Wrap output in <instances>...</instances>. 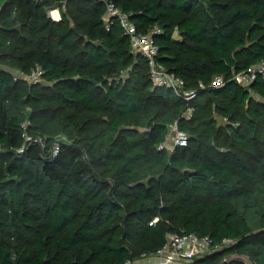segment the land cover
<instances>
[{
    "label": "trees",
    "instance_id": "obj_1",
    "mask_svg": "<svg viewBox=\"0 0 264 264\" xmlns=\"http://www.w3.org/2000/svg\"><path fill=\"white\" fill-rule=\"evenodd\" d=\"M106 1L0 0V264H123L183 231L236 239L187 264H264V74L232 78L264 59V0H109L190 98L154 84Z\"/></svg>",
    "mask_w": 264,
    "mask_h": 264
},
{
    "label": "built area",
    "instance_id": "obj_2",
    "mask_svg": "<svg viewBox=\"0 0 264 264\" xmlns=\"http://www.w3.org/2000/svg\"><path fill=\"white\" fill-rule=\"evenodd\" d=\"M55 9V8H53ZM53 9L49 10L51 17L58 19L53 14ZM56 9L59 10L57 7ZM105 18L107 21L118 22L123 32L129 36L132 49L141 53L148 62L150 77L155 85L173 87L176 93L190 98L195 94L192 89L183 87V79L170 72L167 67L158 60L159 45L153 38L151 32H143L138 29L135 22L131 19L128 12L123 11L113 1H106ZM159 31L160 29H156ZM43 69L40 65H36L28 74L20 73L26 76L32 82H40L42 80ZM259 74H264V59L257 63L250 64L246 69L237 71L232 78L242 84L251 83ZM224 76L215 75L212 81L213 85L219 86L224 83ZM168 141H172L174 146L184 145L188 141V135L184 130L178 127L177 122L170 124L169 131L166 136V142H162L159 146L164 147ZM2 143L0 142V149ZM24 148V145L21 149ZM59 145L53 146V151L57 152ZM159 219L155 216L150 223L153 224ZM235 238L225 236L221 240L214 242L209 234L199 235L196 232H170L163 245L150 254H143L138 258H129L123 264H187L195 257L207 254L212 251L225 249L235 242Z\"/></svg>",
    "mask_w": 264,
    "mask_h": 264
},
{
    "label": "rangeland",
    "instance_id": "obj_3",
    "mask_svg": "<svg viewBox=\"0 0 264 264\" xmlns=\"http://www.w3.org/2000/svg\"><path fill=\"white\" fill-rule=\"evenodd\" d=\"M57 15H58V12H57ZM57 15L55 17H57ZM188 113H190V110H188ZM166 146H167V149H169V151L175 147L174 144L172 143V141H168ZM225 258L229 261H231V260H239L240 261L241 260V261H243L244 264H256L249 256H247L246 254H243V253H238V252L227 255Z\"/></svg>",
    "mask_w": 264,
    "mask_h": 264
},
{
    "label": "crops",
    "instance_id": "obj_4",
    "mask_svg": "<svg viewBox=\"0 0 264 264\" xmlns=\"http://www.w3.org/2000/svg\"><path fill=\"white\" fill-rule=\"evenodd\" d=\"M53 10H54V11L56 10V11L58 12V15H57L58 17H57V18H59V17L61 16L60 10H58V9H56V8L53 9Z\"/></svg>",
    "mask_w": 264,
    "mask_h": 264
},
{
    "label": "bare ground",
    "instance_id": "obj_5",
    "mask_svg": "<svg viewBox=\"0 0 264 264\" xmlns=\"http://www.w3.org/2000/svg\"><path fill=\"white\" fill-rule=\"evenodd\" d=\"M53 14L56 16L57 15V11H54ZM58 17V16H57Z\"/></svg>",
    "mask_w": 264,
    "mask_h": 264
}]
</instances>
